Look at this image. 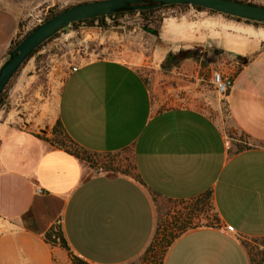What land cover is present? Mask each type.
I'll list each match as a JSON object with an SVG mask.
<instances>
[{
  "label": "crops",
  "instance_id": "0c3cea01",
  "mask_svg": "<svg viewBox=\"0 0 264 264\" xmlns=\"http://www.w3.org/2000/svg\"><path fill=\"white\" fill-rule=\"evenodd\" d=\"M120 30L98 40L114 56L76 64L59 86L48 85L46 95L40 94L35 60L14 76L8 107L0 109V264H73L34 229L47 231L56 219L74 257L126 264L144 254L155 236L153 195L186 201L209 190L218 226L183 234L163 264H250L242 241L264 238V38L234 32L202 40L187 30L179 34L175 22L162 31L144 26L138 36L156 44L150 63ZM195 44L217 54L214 70L231 69L225 101L232 125L249 140L243 151L231 152L209 115L190 107L157 111L152 102L141 66L164 68L170 56ZM190 60L193 72L199 70L197 60L178 63ZM29 85L34 94L26 95ZM58 121L86 151L130 149L137 181L97 174L44 141ZM57 201L60 213L50 219L54 210L48 206Z\"/></svg>",
  "mask_w": 264,
  "mask_h": 264
},
{
  "label": "rangeland",
  "instance_id": "374dc122",
  "mask_svg": "<svg viewBox=\"0 0 264 264\" xmlns=\"http://www.w3.org/2000/svg\"><path fill=\"white\" fill-rule=\"evenodd\" d=\"M93 1L97 0H0V69L8 59L12 42L21 40L53 14L61 13L63 10L77 4ZM235 1L264 7V0ZM133 20H135L133 23H128ZM167 22H175L179 34L184 35L187 30L191 34H196L202 40L219 38L222 35L234 32L241 35H245L244 32L249 31L264 34V26L262 24L251 21L247 23L245 20L238 21L235 17L218 15V13H212L207 10L198 11L192 7L156 9L146 15L140 14L137 11L133 14L104 18L102 21L97 20L87 24L70 25L64 31L47 41L28 60H35L37 67L36 73L39 75L37 83L41 88L40 94L46 95L48 92L47 87L50 83L51 87L52 85L59 86L69 70H72L76 64L79 65L92 59L114 56L113 48L109 47L107 51H103L98 45V40L110 31H118V29L124 28L126 34L132 37L128 39L129 42L134 44L133 46H136V50L144 56V59L146 58V60H143L153 63L152 59L154 57L152 53L156 48V44L147 41L145 39L147 36L142 38L138 34L144 26H151L156 31H162L163 25ZM120 31L122 32V30ZM247 36L250 35L248 34ZM139 44L141 45L140 47L138 46ZM209 48L207 45L195 44L194 48L190 50H179L180 52L177 53L178 57L191 53L190 57L186 60H197L196 62L199 64L200 69H196L194 72L197 71L198 74L194 73L191 69V60L182 66L179 65L181 61L178 64H173L172 62L175 60L174 56L173 58L167 59L164 68L157 64L151 67H143L142 65L140 71L145 76L147 83L150 84L152 92L151 99L157 111L173 107H190L209 115L220 124L227 136L226 141L228 147L231 152L234 151L235 153L249 148L250 143L248 138L238 132L232 125L227 110L226 99L217 96L213 87L208 82L211 71L214 70L212 64L217 61V54ZM22 67L18 71L19 73ZM38 69L39 73L37 71ZM13 84L14 77L10 79L4 90L3 100L5 95L11 93ZM26 92V95L34 94L32 93L30 85L26 88ZM50 133H52V130H50ZM37 136L42 135L39 134ZM55 139L60 140V137L56 136ZM131 157L130 152L120 154L117 157L100 156L97 159L98 164H95L96 166L92 169L97 174H112L118 176L120 174L115 172L107 173L105 170L109 168L111 170H128L130 168ZM131 174L130 177L134 179L135 173L132 171ZM152 200L157 213L155 236L152 237L144 254L126 264H159L162 253L158 241L163 231H167L168 234L171 232L175 233L173 226L169 225L171 218H175L176 214L183 216L186 214V209L183 206L174 207L164 201L154 200V198ZM202 211L198 221H195V224H205L208 220L214 224L215 211L212 205L209 203L205 204L204 210ZM52 226H54L55 231L61 230L58 219L54 221ZM242 243L251 260V264H264V238L246 239ZM156 248L158 257L153 260L149 256H152V251ZM65 251L68 253V257L69 254L74 256L72 251Z\"/></svg>",
  "mask_w": 264,
  "mask_h": 264
},
{
  "label": "water",
  "instance_id": "95a60500",
  "mask_svg": "<svg viewBox=\"0 0 264 264\" xmlns=\"http://www.w3.org/2000/svg\"><path fill=\"white\" fill-rule=\"evenodd\" d=\"M194 6L218 15L264 24V7L235 0H97L71 6L44 21L30 31L10 52L0 69V95L10 79L32 53L71 24L117 13L148 11L164 6Z\"/></svg>",
  "mask_w": 264,
  "mask_h": 264
},
{
  "label": "trees",
  "instance_id": "16d2710c",
  "mask_svg": "<svg viewBox=\"0 0 264 264\" xmlns=\"http://www.w3.org/2000/svg\"><path fill=\"white\" fill-rule=\"evenodd\" d=\"M174 7H179V8L192 7L194 9H197L198 11H206L204 9H200V8L194 7V6H179V5L164 6V7L160 8V9L159 8H157V9L161 10V9H165V8H174ZM155 10L156 9H152V10H148V11H140V12L138 11V12L140 14L146 15V14L152 13ZM209 12H212V11H209ZM133 13L134 12L120 13V14L117 13V14H114V15H111V16H107V17H101V18L96 17V18H92V19L85 20V21H82V22H76V23H73L71 25L87 24V23H91V22H94V21H97V20L102 21L104 18H111V17H115V16H123V15L133 14ZM212 13H215V12H212ZM55 15L56 14H53L51 17H53ZM236 19L238 21H241L238 18H236ZM246 22L249 23L250 21H246ZM253 23H256V22H253ZM262 25L264 26V24H262ZM52 38L53 37H51L50 39H52ZM21 40H18L16 42H12L11 43L10 52L18 45L19 42H21ZM49 40H47V41H49ZM44 44H42L40 47H38L32 53V55L28 57V59L26 61H28L32 56H34L38 52V50L41 49V47ZM190 54L191 53H188L186 56L183 55L181 57H178L176 55V56H174L175 60L172 63L175 64V63H178L181 60L188 59L190 57ZM170 58H173V56H171ZM246 61L247 60H245L244 63ZM18 71H17V73H18ZM13 77H14V75H13ZM3 95H4V92H3L2 95H0V105H1V103L3 101ZM56 136L60 137V140L55 139ZM50 137L51 138H44V137H42V138H43L44 141L49 142L52 146L56 147L57 149L63 150V151H65V152H67V153H69L71 155H74L76 157V159L87 163L91 168L95 167L96 166L95 164H98L97 159L100 158V156L117 157L118 155L126 153V152H130L131 153L130 149H125L124 151H122L120 153H117V154L116 153H107V154H104V155H98L96 153L86 151V150L80 148L79 146H77L76 143L73 142L68 137V135L66 134L65 130L63 129V127H62V125L60 124L59 121L56 122L55 126L53 127ZM241 151H243V150H241ZM237 152H240V151H237ZM130 159H131L130 160V168L128 170L127 169H125V170H115V169L111 170L108 167L109 169L108 170L106 169L105 171L107 173L115 172V173L120 174L122 176H129L130 177L132 175L131 174L132 171L135 173V165H134V163L132 161V157ZM134 179H135V181H137L136 174H135V178ZM152 198H154V200H157L156 196H154V195H153ZM212 199H213L212 192L209 190V191L203 193L202 195H200L197 198H192V199L186 200V201H174V200H165L164 201L166 203H169V204L173 205L174 207L183 206L186 209V214L184 216L180 215V214H176L175 218H171L169 225L173 226V228L175 229V233L171 232V233L168 234L167 231H165V230L163 231V234L161 235L160 240L158 241L159 248L161 249V253H162L161 257H160V263L159 264H163V260L164 259H162V258L166 257V254H167L168 249L170 248L171 244L176 239L181 237L183 234L187 233L190 230H195V229L202 228V227H213V228H215V227L218 226L219 217H218L216 212H215V223L214 224H213V222H211L209 220L205 224H198V223L195 224V221H198V218H199L200 214L203 212L202 210H204L205 204L209 203L210 205H212L213 210L215 211L213 203H212ZM42 201L44 203H49V201H47V199H43ZM48 207L50 208V211L52 209L54 210V215L51 216L52 218H50V219H56L57 215H59V213H60V210H61V207H62V202L61 201H57L56 202V207L55 206L53 207L52 205H49ZM34 229L39 231L40 234L44 233L43 234V239H44V241L46 243H48V244H50V245H52L54 247L58 246L60 248H63L65 250L71 252L70 247L68 246V243H67L66 239L63 236L64 234H63L62 229L61 230L59 229V231H55L54 226H52L47 231L45 230V228L44 229L43 228L42 229H37V228L34 227ZM151 250H153V249H151ZM156 250H157V248L154 251H152V256H149V258L154 260V259H156L158 257V253H157ZM69 257H70V260L73 262V264H87V263L83 262L82 260L74 257L72 254H69ZM249 263L251 264V260L250 259H249Z\"/></svg>",
  "mask_w": 264,
  "mask_h": 264
},
{
  "label": "built area",
  "instance_id": "2783aa9c",
  "mask_svg": "<svg viewBox=\"0 0 264 264\" xmlns=\"http://www.w3.org/2000/svg\"><path fill=\"white\" fill-rule=\"evenodd\" d=\"M134 21L135 20H133L132 22H128V23H133ZM72 71H76V67H73ZM232 81H233V76H232L231 69H228L225 72L212 70L210 74V79L208 80L209 84L213 87L217 96H219L222 99L227 98L229 91L232 87ZM12 95L13 94L5 95V98L3 100V103L0 109H6L8 107V101L12 97ZM40 194H42L41 190H37L36 195L39 196ZM225 230L233 234L232 227H225Z\"/></svg>",
  "mask_w": 264,
  "mask_h": 264
},
{
  "label": "bare ground",
  "instance_id": "6f19581e",
  "mask_svg": "<svg viewBox=\"0 0 264 264\" xmlns=\"http://www.w3.org/2000/svg\"><path fill=\"white\" fill-rule=\"evenodd\" d=\"M244 32V31H243ZM245 33V36H247L248 34L251 36V37H258V38H264V34L262 33H257V32H254V31H249V32H244Z\"/></svg>",
  "mask_w": 264,
  "mask_h": 264
}]
</instances>
